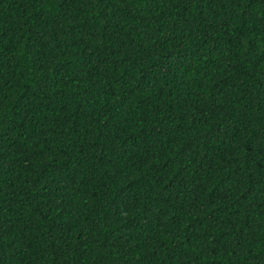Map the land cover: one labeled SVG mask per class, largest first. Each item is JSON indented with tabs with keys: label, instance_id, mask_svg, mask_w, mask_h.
Returning a JSON list of instances; mask_svg holds the SVG:
<instances>
[{
	"label": "trees",
	"instance_id": "1",
	"mask_svg": "<svg viewBox=\"0 0 264 264\" xmlns=\"http://www.w3.org/2000/svg\"><path fill=\"white\" fill-rule=\"evenodd\" d=\"M0 264H264V0H0Z\"/></svg>",
	"mask_w": 264,
	"mask_h": 264
}]
</instances>
